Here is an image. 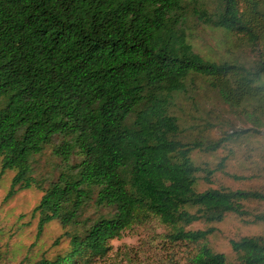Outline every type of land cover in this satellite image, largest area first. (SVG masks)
<instances>
[{
	"label": "trees",
	"instance_id": "obj_1",
	"mask_svg": "<svg viewBox=\"0 0 264 264\" xmlns=\"http://www.w3.org/2000/svg\"><path fill=\"white\" fill-rule=\"evenodd\" d=\"M192 25L219 32L228 51L201 54ZM207 95L248 126L204 136L223 125L201 110ZM262 127L264 0H0V172L13 171L4 199L41 191L34 239L13 264L104 261L113 239L152 221L164 228L152 264H229L208 244L210 224L228 213L264 222V210L247 207L264 204V171L250 176L263 178L258 187L199 190L228 156L209 168L192 152ZM46 147L56 161L38 176ZM51 221L61 227L51 246H66L32 255ZM196 222L205 227L188 228ZM229 245L236 264H264V235ZM10 247H0V264Z\"/></svg>",
	"mask_w": 264,
	"mask_h": 264
},
{
	"label": "rangeland",
	"instance_id": "obj_2",
	"mask_svg": "<svg viewBox=\"0 0 264 264\" xmlns=\"http://www.w3.org/2000/svg\"><path fill=\"white\" fill-rule=\"evenodd\" d=\"M193 44L203 55L210 57L223 56L228 51L229 43L224 42V38L217 31H211L201 26H194ZM235 53H240L238 49L232 48ZM201 110L211 114L212 118H218L223 125L217 127H207L202 133L204 136L214 138L220 135L221 129L230 127L248 126L242 119L236 117L231 111L218 104L217 100L211 96H203L199 99ZM209 109V110H206ZM197 114V113H195ZM201 114V113H200ZM219 116V117H217ZM214 120V119H212ZM211 120V121H212ZM227 155L224 171H215L211 177L212 183L206 184L201 178L197 183L199 190L208 186L237 187H258L263 184L262 177H250L256 173L264 171V127L260 128V133L251 137L242 138L232 143L228 148L219 149L216 152L207 153L193 151L192 159L200 166L214 168L219 159ZM55 156L51 153L50 147L36 157L35 172L38 176L49 175L55 164ZM229 174L247 176L245 179H235ZM13 171L0 172V247L4 248L9 242L10 261L13 264L27 250V246L34 239L36 229V219L31 217V210L37 204L41 191L35 186L17 191L12 197L4 199L8 190ZM251 210H264V204L257 202L247 203ZM215 228L212 235L208 237V244L215 251L223 252L229 264L235 263V256L231 251L229 240L244 235H264V222H250L228 213L222 221L210 224ZM201 222L188 226L190 229L204 228ZM164 228L156 222H148L142 225H133L125 230L120 237L113 239L112 252L106 260H98L94 264H152L157 262L159 254L155 251V243L158 238L156 234L162 233ZM61 233V227L57 221H51L44 228L42 235L31 254H38L44 249H48L47 255H51L55 250L65 247L67 241L63 240L57 247L51 246L54 238ZM156 238V239H155Z\"/></svg>",
	"mask_w": 264,
	"mask_h": 264
}]
</instances>
